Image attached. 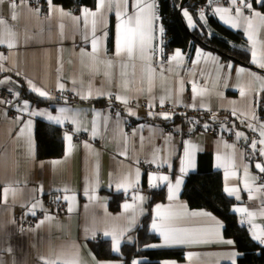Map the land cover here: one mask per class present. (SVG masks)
<instances>
[{
    "label": "crops",
    "instance_id": "obj_1",
    "mask_svg": "<svg viewBox=\"0 0 264 264\" xmlns=\"http://www.w3.org/2000/svg\"><path fill=\"white\" fill-rule=\"evenodd\" d=\"M223 1L207 0L209 13L230 29L242 32L254 67L226 60L200 45L188 50L176 48L166 54V31L158 12V0H147L155 5L153 11L159 17L154 27L164 29L162 34L158 30L154 33L152 45L157 50L150 54L147 70L138 56L129 60L126 55H115L116 4L98 10V0H93L92 5L83 2L73 6L52 0V7L62 12L50 10L47 0H44L45 11L40 0H19L15 9L10 0L0 4V19L5 21L0 25V38L4 39L0 44V82L10 81L0 86L17 92L10 109L0 102V264H45L47 260L63 259H75L78 264H124V247L139 249L137 230L147 217H150L149 232L157 239L142 248L180 249L182 258L135 256L132 262L232 264L227 257L236 252L238 264L243 253L232 238L225 236L222 218L206 208H192L183 197L187 178L201 163L205 170L222 174L223 188L237 190L239 199L224 192L234 199L232 211L251 236L253 226L257 233L264 230V173L255 167L256 163L264 164V156L259 155V150L264 148L260 143L264 139L260 135L264 128V116L260 113L264 68L259 66L264 63V20L261 19L264 11L254 5V1L260 3V0H248L251 9H244L242 4L233 5L231 0L227 4ZM133 3L134 0L128 2L129 14L134 12ZM235 7L241 8V16H236ZM83 8L97 12L98 19L103 16L106 24V27L99 22L96 25V35L103 37L98 60L90 55L91 17L87 28L83 19H76L83 16ZM217 8L229 9L223 14L224 19L215 11ZM202 13L201 22L207 24L208 12ZM13 15L16 19H12ZM192 21L195 27L190 28L194 29L197 24L193 18ZM233 23L237 26L233 27ZM85 34L89 36L88 42L84 40ZM9 43L13 44L12 48L8 47ZM197 49L203 55H197ZM177 50L182 57L170 60ZM82 52L89 55L82 56ZM253 52L257 63L252 62ZM106 60H111V66L105 65ZM239 69H244L243 73ZM29 81L47 91L52 99L40 98L32 92ZM89 92L91 97L81 99ZM28 95L45 103L39 104ZM117 95L122 100H115ZM124 99L127 104L122 102ZM25 103L29 105L27 111ZM61 107L68 109L69 117H76L75 123L65 120L63 125L56 126L44 116L28 115L30 111L61 115ZM166 107L173 112H167ZM164 113L171 118L164 119ZM189 114L206 119L199 121L195 116L191 122L186 116ZM175 115L183 116L178 124L173 123ZM29 120L31 127L25 128ZM38 121L63 130L61 156L38 158ZM167 125L174 126L171 135L163 132ZM212 127L215 132L209 131ZM65 131L72 135L70 144L63 139ZM237 132L243 133L239 139ZM187 142L196 148L194 167L185 165L186 173L181 176L180 159ZM253 142L256 149L252 148ZM217 156L221 158L219 168ZM137 170L139 184L128 187L126 192L118 191L117 183L125 177L135 182ZM153 173L168 175L172 184L176 179L182 180L175 200L169 201L166 183L157 181L158 187H149L148 176ZM4 189L9 190L6 195ZM162 190L164 197L158 195ZM64 196L74 199L66 201ZM141 196L145 198L143 201L134 199ZM54 201L65 206L61 216L55 214ZM125 204L131 207L125 209ZM157 204L164 206L160 209L162 215L169 210L189 214L177 221L176 227L213 229L215 221L223 227L218 229L219 236L207 237L212 242L149 247L162 243L159 234L152 231ZM69 205L72 211L68 210ZM236 208L247 212H236ZM33 210L35 215L31 214ZM202 212L209 213L214 220L190 215ZM105 231L122 233L119 252L112 250L111 237L105 242ZM221 238L234 244L216 242ZM99 244L104 245V253L114 256H100L96 249ZM62 251L67 255L62 256Z\"/></svg>",
    "mask_w": 264,
    "mask_h": 264
},
{
    "label": "snow or ice",
    "instance_id": "obj_2",
    "mask_svg": "<svg viewBox=\"0 0 264 264\" xmlns=\"http://www.w3.org/2000/svg\"><path fill=\"white\" fill-rule=\"evenodd\" d=\"M5 0H0V4H3ZM19 2V0H10L11 7L15 9L16 4ZM27 2V0H25ZM129 0H98V3L96 5L97 9H105L106 5L110 9L113 4L117 5V11H116V18L118 23L116 24V34H115V55L117 57L127 56L129 60L134 59L136 56L139 57V59L143 62L145 69L147 70L148 63L151 59L150 54H154L156 52L155 46L152 45V41L155 39L154 33L158 30L161 34L163 33L164 29L163 27H159L158 29L154 27V24H156L159 20V17L155 14L153 11L155 5L152 3H148L147 0H134V3L132 4V7L134 9V12L132 14H129L127 11V5ZM47 3L50 6V10L54 11H61V9H55L52 7V0H47ZM231 3L233 5L242 4L244 9H251L252 5L248 3V0H231ZM261 4H264V0H260ZM182 7V6H181ZM217 13L221 14V19H224L225 13L229 12L228 8H217L215 10ZM236 16H241V8L235 7L234 9ZM37 12H39V9H37ZM83 16L77 17V20L83 19L85 28L88 26V18L91 17V27H92V34H91V57L94 60H98L101 57L102 49L100 46V42L103 39V37H98L96 35V25L97 23H101V25H104L106 27L105 21L103 16H100L98 19L97 12H92L87 8L82 9ZM63 14V13H62ZM256 16H259V13H255ZM183 17L187 19L188 26L189 27H195L192 17L189 15L188 11H183ZM201 19H203V13H200ZM12 19H16L15 15L12 16ZM262 20H264V17H261ZM227 23V21H225ZM5 21L3 19H0V25H3ZM233 27H236L237 25L233 23ZM251 28V24H249V29ZM9 35H13L12 33H9ZM249 39H252L251 33L249 35ZM85 42L89 41V36L87 34L84 35ZM4 43V39L0 38V44ZM9 48L13 47L12 43L8 44ZM162 51V49H161ZM82 56L89 55L87 53H81ZM197 55H203L199 49H197ZM182 57V53L177 50L170 58V60H179ZM167 59V58H166ZM106 66H111V60L103 61ZM253 63H257L256 60V53L253 52ZM259 66L261 68H264V63H260ZM228 67H231V65H228ZM244 69H239V72L243 73ZM0 83H10V81H4ZM29 84L31 85V81H29ZM60 90L63 91V85H59ZM5 91H9V94H11V90L6 89ZM31 91L38 94L40 98L44 99H52V97L49 95L47 91H42L40 88L36 87L35 85H31ZM193 91L195 92V86L193 87ZM111 95V94H109ZM91 97V92L88 93L87 96H81V99H87ZM115 100H122V97L117 95L114 97ZM0 102L3 103H9L8 100H0ZM123 103L127 104V100L124 99L122 101ZM160 103L163 104L164 100L163 98L160 100ZM29 108V105L27 103L24 104V109L27 111ZM59 112L61 115H51L47 112H41V111H30L28 112L29 116H44L46 117L47 121L53 125L60 126L65 123V120H70L71 122H76V117L72 116L69 117L67 115L68 109L61 107L59 109ZM133 113L129 112V115H132ZM151 115V113H150ZM162 117L164 119H170L171 117L164 113L162 114ZM31 127V121L29 120L25 128ZM207 128V125H205ZM250 128H253L252 125H249ZM79 131V129H77ZM23 131V130H22ZM93 136L96 134V128L93 127ZM253 131H255V128H253ZM236 137L239 139L243 136V133L237 132L235 133ZM261 137H264V128H262L260 132ZM63 139L68 141L69 144L72 141V135H70L67 131H65ZM261 144H264V139L260 140ZM252 148L256 149V142L252 143ZM196 151L195 145H192L190 142L185 143L183 147V158L180 159V169L179 172L181 176H183L186 173V167H194V153ZM259 155L264 156V148H261L259 150ZM220 156H217V167H221ZM256 169H258L261 173H264V164L256 163L255 164ZM247 170H245V176L247 177ZM139 178L140 173L137 170L136 176H135V182H129L127 177L124 178L123 182L117 183V190L123 189L125 192L128 190V187H135L139 184ZM157 181L161 183H166L167 189H168V199L169 201L175 200L177 193L180 189L182 180L176 179L175 184H172L170 178L168 175H156L151 174L148 176V183L149 187L156 188L159 185L156 183ZM247 183V181H246ZM250 190V189H249ZM8 189H4V194L6 195ZM224 191L229 195L233 196L236 195V198L239 199V195H237V190L234 188H228L225 187ZM64 199L66 201H70L71 199H74V197L64 196ZM134 199H139L143 201L144 197H134ZM36 205H33V209H35ZM131 205L125 204L124 208L128 209ZM164 206L161 204L156 205L157 213L156 218L152 221V231L154 233H158L159 237L162 238V243L160 244H152L149 245V247H169L173 246L175 244H193V243H208L212 242L207 239L209 236H219L218 229L223 227V225L220 224L219 221H215L216 227L213 229H185V228H179L175 226V223L179 220L185 219L187 213L184 212H178V211H167L166 214H161L160 209H162ZM69 211H72L71 206L69 205ZM236 212L246 213L247 210L244 208H236L234 209ZM32 215H35V211L33 210L31 212ZM193 217L199 216V217H206L211 218L214 220V218L210 217V214L207 212L202 213H191L190 214ZM248 215H252L249 213ZM43 223V221H41ZM243 223V221H242ZM252 238L259 242V244L264 245V230H261L259 233L256 232L255 226L252 227ZM120 235L117 234L115 231L104 232L105 242H107V238L111 237V245L112 250L119 252L120 249ZM93 238H95L93 236ZM216 242L220 243H227L229 245L234 244V241L232 240H223L222 238L219 239ZM62 256H66L67 252L62 251ZM239 255L236 252H233L228 259L232 260V264H236L235 257ZM45 264H78V262L75 259H63V260H47L45 261ZM132 264H138L137 261H133ZM165 264H168V262H165Z\"/></svg>",
    "mask_w": 264,
    "mask_h": 264
},
{
    "label": "trees",
    "instance_id": "obj_3",
    "mask_svg": "<svg viewBox=\"0 0 264 264\" xmlns=\"http://www.w3.org/2000/svg\"><path fill=\"white\" fill-rule=\"evenodd\" d=\"M66 6L77 3L93 4V0H61ZM181 0H158V12L166 31V54L168 51L181 48L188 50L192 46L200 45L208 50L218 53L226 60L242 63L254 67L250 62V53L245 46V39L240 31H234L218 21L209 13L207 0H189L183 9H180ZM199 5H203L202 9ZM254 5L264 11V4L254 1ZM183 10L195 20L197 26L191 29L183 17ZM208 12L207 24L201 22L200 13ZM39 104L44 101L35 99ZM260 113L264 116V95ZM188 120L193 122L194 117L203 121L206 117L189 114ZM183 119L182 115H175L174 124ZM191 122H188L190 124ZM199 123V122H198ZM63 130L49 123L38 121L36 124L37 155L39 159L59 157L63 154ZM196 172L189 175L183 189V197L186 198L192 208H206L218 215L225 224V236L232 238L238 250L243 253L238 264H264V246L256 243L247 227L240 224L238 216L232 211L234 199L226 195L223 188V177L220 172L211 169L205 170L200 163ZM164 190V189H163ZM158 194L165 196V191ZM113 207H115L112 204ZM149 219L142 222L138 231L139 249L136 247H124V264H131L135 256H148L152 259L182 258L180 249L147 250L142 247L156 240V236L149 232ZM98 254L102 257L114 256L103 252L104 245L96 247Z\"/></svg>",
    "mask_w": 264,
    "mask_h": 264
},
{
    "label": "built area",
    "instance_id": "obj_4",
    "mask_svg": "<svg viewBox=\"0 0 264 264\" xmlns=\"http://www.w3.org/2000/svg\"><path fill=\"white\" fill-rule=\"evenodd\" d=\"M40 2L42 3L41 5V8L42 10H46L47 9V4L44 3V0H40ZM223 4H227V0H224L223 1ZM202 9L204 8L203 5H199ZM208 6V5H207ZM6 89H9L11 90V94H9V91H5ZM0 99L1 100H8L10 101L9 103H4L5 107L10 109L11 108V104L14 100L17 99V92L14 88H10V87H6V86H0ZM165 110L167 112H173L172 109L170 107H166ZM9 114L11 115L12 112L9 111ZM209 131L210 132H215V129L212 127V128H209ZM164 134L165 135H171L173 132H174V126L173 125H167L164 127ZM53 207L55 209V214L57 216H61L64 212V209H65V206L63 203H59L57 201H54L53 202Z\"/></svg>",
    "mask_w": 264,
    "mask_h": 264
},
{
    "label": "water",
    "instance_id": "obj_5",
    "mask_svg": "<svg viewBox=\"0 0 264 264\" xmlns=\"http://www.w3.org/2000/svg\"><path fill=\"white\" fill-rule=\"evenodd\" d=\"M189 0H181V5H180V9H183V7L185 6V4L188 2ZM182 6V7H181ZM18 88V87H17ZM19 91H21L22 89L18 88Z\"/></svg>",
    "mask_w": 264,
    "mask_h": 264
}]
</instances>
